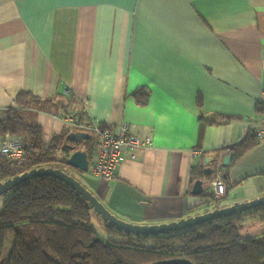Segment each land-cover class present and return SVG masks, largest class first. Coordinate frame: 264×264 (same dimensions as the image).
Returning a JSON list of instances; mask_svg holds the SVG:
<instances>
[{"label": "crops", "instance_id": "1", "mask_svg": "<svg viewBox=\"0 0 264 264\" xmlns=\"http://www.w3.org/2000/svg\"><path fill=\"white\" fill-rule=\"evenodd\" d=\"M139 89L145 105L133 97ZM20 91L74 99L99 125L125 122L152 139L112 179L95 176L90 160L79 172L125 222L170 223L264 196V142L229 170L219 205L191 194L193 167L264 126L255 114L264 100V0H0V120ZM34 112L43 144L67 126V111ZM213 177L202 179L203 192L213 193Z\"/></svg>", "mask_w": 264, "mask_h": 264}, {"label": "trees", "instance_id": "2", "mask_svg": "<svg viewBox=\"0 0 264 264\" xmlns=\"http://www.w3.org/2000/svg\"><path fill=\"white\" fill-rule=\"evenodd\" d=\"M143 90L133 93L139 105L146 104ZM14 102L15 107L7 108L0 120V137L6 134L19 136L26 153L20 165L0 156V182L40 167L60 168L55 164L70 167L67 159L71 151L65 144L76 145L79 150L81 144L70 142L66 137L76 129L66 126L59 135L51 137L48 144H43L41 128L36 123L24 121L22 112L40 111L54 116L62 111L75 112L79 120H84L87 115L80 103L74 99L40 98L26 91L18 92ZM197 104L200 106L201 99H197ZM255 114L264 116V100L256 104ZM228 119L201 116L199 121L219 124ZM262 142L254 130L249 129L241 142L216 150L208 166L198 164L191 169V174L194 179H203L204 170L209 168L213 171L210 178L215 163L230 155V164L224 167V176L228 177L236 162ZM85 143L82 149L90 160L96 142L88 140ZM59 152L63 153L61 158L56 156ZM4 194L7 196L0 209V253L5 252L7 240L12 239L5 264H154L167 260H185L191 264H264V234L243 238L239 233L242 221L248 217L264 224V206L148 236L115 230L102 219V228L107 234V240H104L99 238L91 223L92 208L59 179L35 177ZM200 196L215 200L213 193L202 192Z\"/></svg>", "mask_w": 264, "mask_h": 264}, {"label": "water", "instance_id": "3", "mask_svg": "<svg viewBox=\"0 0 264 264\" xmlns=\"http://www.w3.org/2000/svg\"><path fill=\"white\" fill-rule=\"evenodd\" d=\"M66 139L73 143H83L86 140L91 139V135L85 132L74 131L70 132ZM65 147L71 151L67 159V165L71 168L77 169L81 172H86L89 167V160L87 158V153L83 150L76 149L75 145H66ZM231 156L227 155L222 160V166H228ZM206 161H208L206 159ZM212 170L206 168L204 170V177H209L212 174ZM40 176H52L56 179H59L64 184L69 186L72 190L77 192L94 210V212L112 228L118 231H122L126 234L132 235H158L166 234L168 232H173L185 228H189L198 224H201L206 221L221 217H229L235 213L249 211L260 206H264V196L258 197L251 201L246 202H237L228 207L214 209L210 212L203 213L200 215L188 217L178 221H173L170 223H164L159 225H135L128 222H125L119 219L117 216L112 214L104 204L87 188H85L76 178L70 176L60 168L53 167H40L38 169H31L29 171L18 174L10 179L0 182V195L11 190L20 183L27 181L29 179L40 177ZM204 191V185L202 179H196L193 183L191 194L200 195ZM172 263H181V264H191L185 260H167L154 264H172Z\"/></svg>", "mask_w": 264, "mask_h": 264}, {"label": "built area", "instance_id": "4", "mask_svg": "<svg viewBox=\"0 0 264 264\" xmlns=\"http://www.w3.org/2000/svg\"><path fill=\"white\" fill-rule=\"evenodd\" d=\"M61 115H66V118L63 119L68 127L94 137L96 143L90 159L91 170L100 179L109 180L114 178L118 165L126 158H134L133 151L147 150L153 147L150 137H138L132 134L125 122L121 123L119 128L115 130L109 126L99 125L97 120L90 117L79 120L75 112H63ZM261 119L264 121V116ZM252 129L260 140L264 141V126H255ZM25 153V146L19 136L6 134L0 138V156L20 165L24 160ZM214 168L211 186L214 198L219 199L224 196L226 191V182L220 160L215 163Z\"/></svg>", "mask_w": 264, "mask_h": 264}, {"label": "rangeland", "instance_id": "5", "mask_svg": "<svg viewBox=\"0 0 264 264\" xmlns=\"http://www.w3.org/2000/svg\"><path fill=\"white\" fill-rule=\"evenodd\" d=\"M6 113V111H4V114ZM22 117L24 119V121L33 124L38 122V113H35L34 111H23L22 112ZM44 117V115H40L39 120ZM45 140V137H44ZM59 158V153H57L56 155ZM55 166L60 167L61 169H63L67 174H69L70 176L78 179L79 181H81L84 185L85 188H88L86 185L79 177V170L76 171L74 168H70V167H65V166H61L60 164H55ZM211 193H212V189H211ZM7 194H2L0 195V209L2 206V202L3 200L6 198ZM212 204H216L219 205L220 204V200L216 199L214 201L211 202ZM93 210V209H92ZM91 223L93 224L99 238L107 240V234L105 233V231L102 228V218L100 216H96V213L93 210V214H92V220ZM239 233L241 235V237L243 238H253V237H257L260 236L262 234H264V224L260 223L257 219L255 218H246L244 221H242V225L239 228ZM259 234V235H258ZM12 248V239L9 238L7 240L6 243V248L5 251L7 253L10 252V249ZM7 256V254H6Z\"/></svg>", "mask_w": 264, "mask_h": 264}]
</instances>
